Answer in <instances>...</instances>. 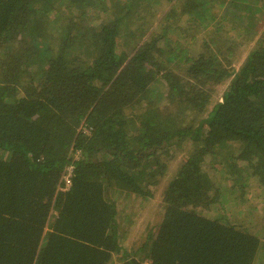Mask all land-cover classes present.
Segmentation results:
<instances>
[{
	"label": "trees",
	"instance_id": "trees-1",
	"mask_svg": "<svg viewBox=\"0 0 264 264\" xmlns=\"http://www.w3.org/2000/svg\"><path fill=\"white\" fill-rule=\"evenodd\" d=\"M228 6L255 34L264 0H0V264H253L259 232L205 214L227 200L209 171L242 198L250 179L264 187V31L234 69ZM186 141L129 250L114 194L152 197L159 154Z\"/></svg>",
	"mask_w": 264,
	"mask_h": 264
},
{
	"label": "rangeland",
	"instance_id": "rangeland-1",
	"mask_svg": "<svg viewBox=\"0 0 264 264\" xmlns=\"http://www.w3.org/2000/svg\"><path fill=\"white\" fill-rule=\"evenodd\" d=\"M95 6V10L91 11V16L97 15L105 16V14L100 10L101 6L93 2ZM100 7V8H99ZM102 9V8H101ZM167 9L165 7L161 8L157 11L156 16L160 18L162 16L163 11ZM232 7L225 9L227 12L225 16L229 18H225L221 20V23L224 25L223 29L220 30L219 35L222 38L229 37L235 39L240 42V45L235 50L233 54V58H231V66L234 69H237L240 63L244 60L247 53L250 49H252L257 43L260 36L264 31V19H260V25L258 26V30L252 36H243L244 32H240L237 28H241L243 24L237 22V25L234 26L231 23L230 15ZM224 12V13H225ZM223 13V15H224ZM220 15V14H219ZM219 20V18H217ZM232 28L233 34L228 33L229 28ZM206 34H203V31L196 32V37H203ZM160 84V93H164L165 91V82L163 79H159ZM227 84L223 82L217 86L212 92L211 101L209 102L208 109L218 100L221 99V93L225 89ZM163 95V94H162ZM165 96V95H163ZM162 107H165L167 103V97L161 99L160 101ZM204 115V114H203ZM192 143L189 141L182 142L177 145H172L171 147L165 148L160 154L158 160L164 163L165 174L161 182L155 186L151 187L153 193L152 197H149L145 200H142L139 197H125L124 193L114 194V199L116 200V204L119 210V228H122L126 225L127 221H129V227L131 230L130 236L127 241L123 240V244L129 249L134 250L137 246H139L141 240L143 239L146 231L150 228V225L153 224L154 221L159 220L161 217L163 203H162V191L167 183L168 179L173 176L175 171L177 170L179 164L182 160H184L192 149ZM235 147H231V151L233 152ZM1 151V150H0ZM3 152V151H2ZM173 153V154H172ZM172 154V156H170ZM1 155V152H0ZM78 155V154H77ZM3 156V155H2ZM211 178L214 179L216 185H219L221 188V192L225 194V199L222 201H217L214 206L209 209L205 214L209 216H218L227 217L229 220L236 222L239 225H243L247 231L250 232H259V235L264 238V187L258 184L256 179H250L245 184V194L244 198L237 196V192L235 189H231L232 181L229 179H225V175L216 173L214 171H209ZM224 175V176H223ZM212 179V181H213ZM127 196V195H126ZM219 202V203H218ZM243 203L240 206H236V203ZM204 208L201 207L200 210ZM204 212V210H203ZM132 224V225H131ZM131 225V226H130ZM121 232V233H122ZM122 233V234H123ZM122 237L126 238L125 235ZM135 238V239H134ZM115 261V260H114ZM118 264V263H116ZM253 264H264V241H261V246L258 249V254L253 261Z\"/></svg>",
	"mask_w": 264,
	"mask_h": 264
},
{
	"label": "built area",
	"instance_id": "built-area-1",
	"mask_svg": "<svg viewBox=\"0 0 264 264\" xmlns=\"http://www.w3.org/2000/svg\"><path fill=\"white\" fill-rule=\"evenodd\" d=\"M84 132H88L87 128H84ZM77 152L73 153V158L77 157ZM74 169V165L72 162H69L68 164L65 165L62 174H61V178H60V184H58V189L63 191L69 188L70 184H71V176H72V172ZM147 261V260H146ZM146 264H149L148 262H146Z\"/></svg>",
	"mask_w": 264,
	"mask_h": 264
},
{
	"label": "crops",
	"instance_id": "crops-1",
	"mask_svg": "<svg viewBox=\"0 0 264 264\" xmlns=\"http://www.w3.org/2000/svg\"><path fill=\"white\" fill-rule=\"evenodd\" d=\"M132 225V224H131ZM130 225V226H131ZM123 230L125 231L124 233L122 232V228H119V224H118V229H119V232L121 233H123L122 235H125L126 236V238H124V237H122V239L123 240H128L129 238H127L128 236H130V233H131V230H130V227H129V221H127V223H126V225L125 226H123ZM135 239V238H134ZM124 246H125V244H123Z\"/></svg>",
	"mask_w": 264,
	"mask_h": 264
}]
</instances>
